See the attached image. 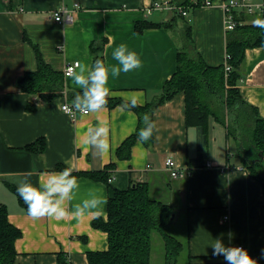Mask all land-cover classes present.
Wrapping results in <instances>:
<instances>
[{
  "label": "crops",
  "instance_id": "0c3cea01",
  "mask_svg": "<svg viewBox=\"0 0 264 264\" xmlns=\"http://www.w3.org/2000/svg\"><path fill=\"white\" fill-rule=\"evenodd\" d=\"M153 1L156 0H0V203L7 206L10 222L22 230L15 241L17 254L13 264H56L60 254L72 264H89V251L108 248V233L92 224L98 216L107 219L108 203L99 214L79 220H33L13 189L26 177L33 184L38 183L48 173L66 167L65 161L74 167V175L107 170L114 176L107 183L76 175L81 196L90 188H99L108 200L114 188L147 182L154 197L172 205L175 219L178 215L186 217V241L194 262L226 264L222 255L213 256L210 246L214 239L221 238L226 246L243 245L258 264H264L261 182L250 173L236 146H231L222 123L211 118L207 142L196 126L187 124L183 92L155 109L159 132L154 134L153 143L146 146L137 141L131 157L120 159L118 147L138 127L134 110H122V104L107 105L104 112L79 115L73 120L57 107L81 90L71 75L65 77V92L51 100L24 92L18 84L24 73L37 69L35 47L47 63L63 72L74 61L93 64L92 43L100 45L106 41L104 60L109 66L117 63L112 58L113 50L126 44L137 52L142 67L122 72L118 78L110 76L109 97L126 102L136 98L141 105L161 94L165 80L177 69L180 49L191 50L195 46L208 64L224 63L228 32L222 0H214L211 6L192 7L186 16L171 22L174 14L169 9L146 14V7ZM75 3L80 7L74 11L72 22L60 23L51 17V11L62 4L74 9ZM236 14L242 22H253L260 15L242 9ZM146 19L170 24L138 32L136 22ZM187 25L192 27L194 46L192 42L188 46L184 37ZM176 31L182 38L177 37ZM240 90L264 118V46L246 49ZM98 119L108 120L111 128V148L103 158L84 142V131ZM40 138L45 140L44 150L39 149ZM168 157L177 161L180 171L191 173L173 177L166 167ZM208 161L213 163L211 167L206 165Z\"/></svg>",
  "mask_w": 264,
  "mask_h": 264
},
{
  "label": "trees",
  "instance_id": "16d2710c",
  "mask_svg": "<svg viewBox=\"0 0 264 264\" xmlns=\"http://www.w3.org/2000/svg\"><path fill=\"white\" fill-rule=\"evenodd\" d=\"M170 3L174 5L170 10L174 14L171 22L178 16L184 17L178 9L180 6L197 7L203 5L205 0H171ZM235 17L238 21L236 27L227 31L226 50L231 55L229 63L232 66L229 73L226 72L224 63L210 65L205 61L193 44L192 27L187 25V37L194 48L178 51L177 69L165 80L162 92L155 100L144 105L138 103L137 107L132 108L138 115V127L136 132L128 136L118 147L117 156L120 159L131 157L132 147L138 141V131L143 127V115L148 114L154 120V111L158 106L183 92L187 124L196 126L202 140L207 142L211 118L214 117L222 123L226 127L228 138L233 137L237 153L247 163L250 173L261 182L264 192V174L261 172L264 166V159H261V156L264 157V118L258 108L242 96L240 90L246 49L264 46V29L254 26L253 22H242L237 14ZM259 18L264 19V10L261 11ZM168 24L170 23L146 19L137 21L135 28L142 32L146 27ZM105 43L106 41L100 45L92 43L94 61L104 60ZM35 49L37 69L24 73L19 77L18 84L24 92L38 94L42 99L51 100L65 89V76L62 71L54 69L44 60L37 47ZM80 91L73 93L70 98L73 99ZM125 102L121 98H108L109 106ZM153 141L154 136L144 144L150 146ZM38 143L39 149L44 150L45 140L40 138ZM75 175H84L110 183L111 173L107 170H98L82 171ZM13 189L17 193V188ZM21 202L24 204L22 200ZM107 211V219L98 216L92 224L108 233L109 246L106 250L89 251V264H151L154 232H158L164 241L165 264L180 263L182 252L186 246L188 248V242L167 230L174 212L172 205L154 197L147 182L138 181L124 189L114 188L108 199ZM21 235L22 230L8 218L7 206L0 203V264H13L17 254L15 241ZM56 264L72 263L67 256L60 254ZM188 264H209V261L194 262L193 256L189 254Z\"/></svg>",
  "mask_w": 264,
  "mask_h": 264
},
{
  "label": "clouds",
  "instance_id": "9594fccd",
  "mask_svg": "<svg viewBox=\"0 0 264 264\" xmlns=\"http://www.w3.org/2000/svg\"><path fill=\"white\" fill-rule=\"evenodd\" d=\"M253 24L264 29V19L258 17ZM112 58L117 63L111 66L106 65L103 59H96L91 65L76 62V68L70 78L81 91L75 94L71 101L74 113L86 116L106 111L111 93L108 86L110 76L118 78L122 72L129 73L142 67L137 52L130 50L124 43L113 50ZM137 106V99L129 98V101L122 104L121 109L131 110ZM142 121L143 127L139 129L137 139L138 142L147 143L159 132V128L157 122L148 114L143 115ZM110 130L108 120L98 119L94 126L84 131L85 144L100 158L108 155L110 151ZM65 164L67 166L62 170L48 173L36 184L27 177L18 184L17 194L27 206V215L33 220H64L68 217L79 220L88 215L99 214L107 205L108 200L102 189L90 188L86 195L81 196L80 180L73 174L75 169L67 161ZM210 246L213 256L222 255L226 264H258V260L245 248L226 246L221 238L214 239ZM261 258H264V249H261Z\"/></svg>",
  "mask_w": 264,
  "mask_h": 264
},
{
  "label": "built area",
  "instance_id": "2783aa9c",
  "mask_svg": "<svg viewBox=\"0 0 264 264\" xmlns=\"http://www.w3.org/2000/svg\"><path fill=\"white\" fill-rule=\"evenodd\" d=\"M171 0L169 1H153L150 3L146 9L145 12L147 15L152 14L155 10H163V9H169L172 10L174 7L173 4L170 3ZM214 0H205V3L203 6H211L213 5ZM80 7L79 3H75L74 9H70L68 6L65 4H62L59 8L54 9L51 11V17L54 18L55 21L60 22V23H67V22H72L75 19V13L74 11ZM221 7L224 11V22H225V29L226 31L232 30L236 27L238 21L236 20V11L238 9H242L244 11L251 12L255 10L256 7L260 8L261 11L264 10V2L262 3H256L253 0H222ZM192 8V7H190ZM190 8H184L180 6L178 9L182 13V15L186 16L189 13ZM231 58L230 53L226 52L225 54V67H226V72L229 73V71L232 69L231 64L229 63V60ZM76 62L74 61L72 63L67 64L65 67L63 73L65 77H68L71 75L73 70L76 68ZM65 92V89L63 90ZM71 101L72 98L69 96L65 99V101L61 104V109L68 114V116L75 120L79 117V113H74L72 108H71ZM208 167H211L213 165L212 162L208 161L206 163ZM166 167L170 171L171 175L173 177H179L182 175H189L191 172L188 170V172H182L180 171V168L178 166L177 161L173 157H168L166 160ZM226 168H229V165L226 166ZM114 176L111 175L109 177V181H113ZM229 215H226L225 218H228ZM235 246H242L243 245H235Z\"/></svg>",
  "mask_w": 264,
  "mask_h": 264
},
{
  "label": "rangeland",
  "instance_id": "374dc122",
  "mask_svg": "<svg viewBox=\"0 0 264 264\" xmlns=\"http://www.w3.org/2000/svg\"><path fill=\"white\" fill-rule=\"evenodd\" d=\"M256 1V0H254ZM258 2L263 1V0H257ZM164 10V9H163ZM256 13H261V9L256 7L255 10L251 11ZM156 14L153 15V17ZM152 17V16H151ZM180 22H183V19L180 17L179 18ZM176 35L179 38L181 37V33H178L176 31ZM184 37L186 38V41H188V46H191V41L187 37V26L184 27ZM231 146H236L235 141L233 140V137H231ZM261 172L264 174V166L261 168ZM171 193V192H170ZM172 194V193H171ZM167 196V194H166ZM164 199V198H163ZM166 201V199H164ZM175 213V212H173ZM172 213V214H173ZM167 230L178 236V238L182 239L184 242L187 240V222H186V217L184 215H178V217L175 219L173 218L171 222L167 225ZM187 245V243H186ZM152 259H151V264H165V244L161 236L159 235L158 232H154L152 236ZM188 248L186 246V249L182 252V257L180 260L179 264H188L189 263V252Z\"/></svg>",
  "mask_w": 264,
  "mask_h": 264
},
{
  "label": "water",
  "instance_id": "95a60500",
  "mask_svg": "<svg viewBox=\"0 0 264 264\" xmlns=\"http://www.w3.org/2000/svg\"><path fill=\"white\" fill-rule=\"evenodd\" d=\"M261 159H264V157L261 156ZM174 217H175V214L173 213L172 216H171V218L173 219Z\"/></svg>",
  "mask_w": 264,
  "mask_h": 264
}]
</instances>
